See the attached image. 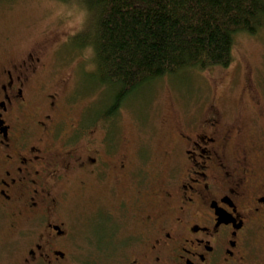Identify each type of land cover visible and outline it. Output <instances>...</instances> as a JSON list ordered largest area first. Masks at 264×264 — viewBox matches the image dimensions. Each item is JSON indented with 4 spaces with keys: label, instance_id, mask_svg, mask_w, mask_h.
<instances>
[{
    "label": "flooded vegetation",
    "instance_id": "flooded-vegetation-1",
    "mask_svg": "<svg viewBox=\"0 0 264 264\" xmlns=\"http://www.w3.org/2000/svg\"><path fill=\"white\" fill-rule=\"evenodd\" d=\"M43 57L0 64V264H264V107L205 106L147 158L82 131Z\"/></svg>",
    "mask_w": 264,
    "mask_h": 264
},
{
    "label": "rangeland",
    "instance_id": "rangeland-1",
    "mask_svg": "<svg viewBox=\"0 0 264 264\" xmlns=\"http://www.w3.org/2000/svg\"><path fill=\"white\" fill-rule=\"evenodd\" d=\"M4 1L0 0V64L42 51L51 85L68 79L71 101L83 118L82 131L129 137L146 145L147 158L159 141L176 137L183 121L200 117L205 106H214L223 120L237 112L247 121L254 116L249 104L256 101L264 107V29L235 37L232 62L226 68L163 77L136 90L106 117L101 112L111 105L113 89L100 86L91 48L79 45L88 15L84 7L76 1Z\"/></svg>",
    "mask_w": 264,
    "mask_h": 264
},
{
    "label": "trees",
    "instance_id": "trees-1",
    "mask_svg": "<svg viewBox=\"0 0 264 264\" xmlns=\"http://www.w3.org/2000/svg\"><path fill=\"white\" fill-rule=\"evenodd\" d=\"M58 1H76L88 14L79 45L91 48L100 86L113 89L106 117L163 77L226 68L235 37L264 29V0Z\"/></svg>",
    "mask_w": 264,
    "mask_h": 264
}]
</instances>
